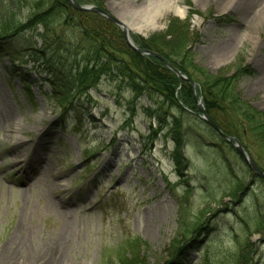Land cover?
<instances>
[{
	"label": "rangeland",
	"instance_id": "obj_1",
	"mask_svg": "<svg viewBox=\"0 0 264 264\" xmlns=\"http://www.w3.org/2000/svg\"><path fill=\"white\" fill-rule=\"evenodd\" d=\"M63 1L57 0L61 5ZM168 2L178 4L185 16L166 13L160 4ZM51 5L52 0H0V36L8 37L0 44L11 54L0 57V252L13 234L25 238L29 246L35 243L34 248L56 247L64 236L61 264H230L237 250L234 236L242 237L240 219L250 222L257 213L264 216V186L248 184L243 166L248 167L228 145L224 156L234 179L248 186L242 204L223 198L235 183L220 154L212 150L213 139L192 119L198 114L196 101L206 112L196 80L198 71L236 78L237 100L264 117V91L253 90L261 76L257 62L264 54V15H256L263 6L249 10L251 17H257L254 26L242 25L237 12L221 0H86L80 4L99 7L128 25L137 49L148 50L142 44L149 42L165 52L185 39L183 51L195 77L191 80L162 54L148 50L194 84L178 79L173 96L179 99L184 90L186 99L194 101L191 108L183 105V131L196 130L185 134L179 152L185 162L177 166L174 144L167 138L173 128L170 116H179L176 109L163 120L155 119L153 111L162 101L159 96L149 99L132 92L128 84L103 77L86 89L75 76L78 68L72 69L74 55L69 49L82 44L80 40L85 44L84 36L95 35L92 20L79 18L82 23L77 25L73 14H63L51 19L47 36L40 25L18 37L5 28L11 20L32 22ZM157 10H162V17L156 16ZM146 17L156 19L159 28L138 32L130 25ZM53 34L63 43L53 42ZM40 35L51 44L46 56L42 51L48 46ZM230 36L234 37L231 52L218 55L217 46ZM260 43L263 49L258 48ZM48 64L58 70L49 71ZM225 116L229 129L249 133L248 125L229 108ZM244 143L264 164L261 144L251 135ZM211 224L214 231L206 236ZM189 241L192 245L183 259L166 263ZM252 241L257 245L255 259L264 264V237L253 236Z\"/></svg>",
	"mask_w": 264,
	"mask_h": 264
},
{
	"label": "trees",
	"instance_id": "obj_2",
	"mask_svg": "<svg viewBox=\"0 0 264 264\" xmlns=\"http://www.w3.org/2000/svg\"><path fill=\"white\" fill-rule=\"evenodd\" d=\"M75 1L79 4L86 3V0ZM52 3L53 5L49 7L47 12L38 13V15L33 18L32 22L30 20L26 23H18L16 21L13 24L12 22L14 20H11L9 24H4L5 28H9L11 30L13 29L14 33H12L11 36L16 35V37H18L20 33H25L28 28L31 29L34 26L40 25L44 28L46 35L47 31H49L47 28H49L51 19L59 17L63 14H73V17L71 16L72 20L76 21L77 25L79 22L82 23L79 18L92 20L97 26L94 30H92L95 32V35L93 37L86 35L87 39L84 36L85 44L82 40H80L82 44L76 43L75 47L69 49L72 50L71 53L74 55V64L72 65V69L78 68L75 75L78 81L81 82L80 84H83L86 89H90L100 82L103 77L111 82L128 84L126 87L131 89L132 92L135 94L147 95L149 96V99L154 96H159L158 98L162 101L157 103V106L153 111V117L155 119L157 118L163 120V116L165 117L171 109H176L180 117L170 116L173 128L167 138L174 144L175 150L173 152V157L174 154L176 156L173 159H175V163L177 166L184 165L185 160L179 152L184 145L183 143H185V134L187 132H191V130H196L191 129L185 132L183 131V117L186 116V111L183 108L184 106L191 108L194 106V101L192 99H186L182 93L184 90L179 93V99H174V92L179 86L178 78L165 68L162 63H159L157 59L152 57V59L148 60L131 50L124 42L119 29L102 17L92 13L76 12L68 7L65 2L61 5L58 4L59 2H57V0H52ZM45 35L38 36V38L43 41L44 45L47 44L48 46L43 48L42 52L44 53H42V56H44V54L46 56L47 49L50 48L51 45L48 41H46V39H44L46 38ZM52 36H55L53 38L50 37L53 42L63 43L60 36H56L54 34ZM183 37L184 35L182 33L179 34V38L183 39ZM38 38L37 40L41 42ZM4 39H8V37L6 35L0 36L1 41H6ZM184 40H182V42ZM86 42L89 45H86ZM182 42L180 45H177L174 50L168 49L165 50V52L164 49H161L157 45L149 42H143L142 47L158 54H162L176 69L181 71L183 75L191 80L195 77H193L190 72L191 68L187 62L188 54L185 57L186 52L183 51ZM43 43L41 44L43 45ZM10 55L11 54L9 53L7 47L0 44V57L8 58ZM150 61L152 62L150 63ZM56 68L58 67H53L49 64L47 66V69L51 72L52 69L58 70ZM194 69L197 70V68ZM155 71L161 72L162 76L158 75ZM198 73L200 79L195 80L198 83V87L202 95H204V106L209 118L219 127L222 133L237 139L248 152H250V147L244 143V139L248 135L253 136V139L261 144V149L264 152V117L258 113H254L243 101L237 100V94L233 87V83L236 78L213 77L204 71H198ZM180 89H182V87ZM227 108H229L235 116H239L244 124L248 125L249 133H246L244 129H240L238 127H233V129H229L227 127L226 122L224 121L226 117L225 115L227 114ZM193 117L198 119L195 115ZM192 119L197 121L199 125H202L205 128L204 131H206L208 137L213 139V145L211 148L220 154L223 163L226 165L227 175L232 180L236 178L235 174L232 172L233 169L231 164L226 161L224 156L225 151H229L228 145L231 146V144L222 139L216 132L200 120L198 121L194 118ZM235 154L238 156L236 151ZM249 154L264 173V164L260 162L259 157L256 158L252 155V153ZM243 169L246 171L250 179L248 184L258 182L260 187L264 186L263 180L250 173L245 166H243ZM231 183L233 182L231 181ZM234 183L233 187L223 198L236 200L239 204H242L244 202V190L248 184H244L238 179H234ZM240 220L239 230L242 233V237L237 234L234 236L237 250L232 254L233 258L230 264H258L259 259H255L257 245L252 241V237L260 235L264 237V216L262 213H257L256 216L250 220V222L245 219ZM201 229V226L199 229L198 227L195 228L194 233H196V231H200ZM213 231L214 227L213 224H211L209 225L206 236ZM199 234L200 232H197V235ZM195 241L196 240L194 239L192 242L194 243ZM192 242L189 241L188 243H185V245L179 247L172 254H170L166 263H173L177 260V257H179L178 260L181 259L183 256L182 254L188 247H190V245H192ZM206 264H208V262Z\"/></svg>",
	"mask_w": 264,
	"mask_h": 264
},
{
	"label": "bare ground",
	"instance_id": "obj_3",
	"mask_svg": "<svg viewBox=\"0 0 264 264\" xmlns=\"http://www.w3.org/2000/svg\"><path fill=\"white\" fill-rule=\"evenodd\" d=\"M224 2V5L229 6L232 10L236 11L238 18H240V23L242 25L246 24H255L257 23V17H262L264 15V0H221ZM160 5H163L164 11L166 13H173L176 16H179L183 18L185 16V10L180 8L178 4L176 3H161ZM259 5H262L261 10L256 15H258L256 18L254 15L251 17L249 13V10L251 7ZM157 15L159 17H162L163 13L162 10H157ZM254 12V13H256ZM255 15V16H256ZM141 16V15H140ZM148 16V15H147ZM137 17V16H136ZM142 17V16H141ZM140 17V18H141ZM254 17V18H253ZM145 18V17H144ZM142 18L144 21L142 23H131L130 25L135 27L138 32H148V31H154L159 28L158 22L156 19H151L149 17H146V19ZM141 19V20H142ZM233 39L234 37H228L227 40L217 46L216 53L221 56H227L233 47ZM262 43L258 44V48L263 49ZM258 73H260V78H258L253 85V90L255 93L264 91V54L262 57H260L259 61L257 62ZM28 243V242H27ZM35 244V243H33ZM29 246L26 244L25 238H21L19 236H16L13 234V236L10 238L9 242L2 248L0 252V257L2 262H5V264H20L22 263H28V264H61L62 262V249L65 245L64 236L63 239H60L57 243L56 247H52L49 244L43 246V247H36L34 248V245ZM14 248V249H13ZM0 260V261H1Z\"/></svg>",
	"mask_w": 264,
	"mask_h": 264
},
{
	"label": "water",
	"instance_id": "obj_4",
	"mask_svg": "<svg viewBox=\"0 0 264 264\" xmlns=\"http://www.w3.org/2000/svg\"><path fill=\"white\" fill-rule=\"evenodd\" d=\"M68 6H70L72 9L78 12H85V13H94L97 14L110 23L114 24L117 26L122 33L123 39L126 43V45L133 50L135 53L142 55V56H149V57H154L158 60H160L178 79H185L179 71H177L172 65H170L168 62H166L163 58H161L159 55L150 52L148 50H142V49H137L132 42L130 36H129V27L128 25L121 23L108 13L104 12L100 8L94 7V6H80L78 5L74 0H64ZM186 80V79H185ZM188 83H190L188 80H186ZM192 87H194V84L190 83ZM196 107L198 109V114L197 117L200 121L205 123L207 126H209L213 131H215L222 139L226 140L228 143H232L233 148L235 151L238 153V155L242 158L244 161L245 165L252 171V173L258 177L259 179H262L264 181V173L259 169V167L256 165L254 160L251 158L249 153L243 148L241 143L232 138L228 137L222 131L219 129V127L209 118V116L206 114L202 104L200 101H196Z\"/></svg>",
	"mask_w": 264,
	"mask_h": 264
}]
</instances>
